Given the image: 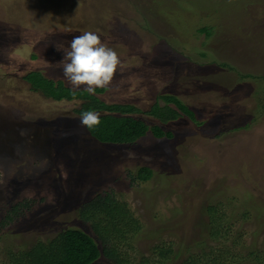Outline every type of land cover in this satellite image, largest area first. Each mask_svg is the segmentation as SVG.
<instances>
[{
  "label": "rangeland",
  "instance_id": "obj_1",
  "mask_svg": "<svg viewBox=\"0 0 264 264\" xmlns=\"http://www.w3.org/2000/svg\"><path fill=\"white\" fill-rule=\"evenodd\" d=\"M85 31L126 65L96 96L140 109L148 129L135 143L99 142L80 123L81 101L53 100L23 78L39 71L74 90L58 47ZM168 93L196 122L146 114ZM108 192L140 221L132 259L162 244L173 264H264V0H0V264L10 249L89 228L79 205ZM208 205L220 238L204 226Z\"/></svg>",
  "mask_w": 264,
  "mask_h": 264
},
{
  "label": "trees",
  "instance_id": "obj_2",
  "mask_svg": "<svg viewBox=\"0 0 264 264\" xmlns=\"http://www.w3.org/2000/svg\"><path fill=\"white\" fill-rule=\"evenodd\" d=\"M200 29L207 35L211 33L207 26ZM23 78L30 84L32 90L39 91L53 100L81 101L80 108L76 109L80 116L84 111L99 112L101 123L87 129L90 135L101 143L131 144L146 135L147 122L134 116L140 112L138 107L133 104L106 103L96 96L106 88H97L95 95L89 94L85 89L68 90L60 81L47 78L39 71H30ZM158 98H161L164 104L160 105L157 99L146 114L158 119L161 124L174 122L181 114L196 122L195 111L176 94H161ZM157 124L153 127L154 130L156 127L159 128ZM154 130L156 138L163 137L160 130ZM165 134L168 138L173 137L170 130ZM152 173L150 167L143 166L137 170L136 175L139 180L146 181L151 178ZM79 206V217L89 223L88 230L78 226H67L48 242L36 240L28 247L23 244L15 250L10 249L9 264H173L171 255L173 254V258L175 252L162 244H156L151 248L152 256L131 258L129 252L133 250L130 245L131 239L139 235L141 224L127 205L118 201L113 193L96 195L86 202H81ZM206 208L211 213L209 224L204 225L207 227V234L214 239L220 238L223 230L220 219L215 216L216 207L208 205ZM12 210V214H17L18 210ZM123 245L128 250L123 249ZM250 255L257 258L254 250L250 251ZM197 258L198 256L194 258L193 255L183 260L182 264H194Z\"/></svg>",
  "mask_w": 264,
  "mask_h": 264
},
{
  "label": "clouds",
  "instance_id": "obj_3",
  "mask_svg": "<svg viewBox=\"0 0 264 264\" xmlns=\"http://www.w3.org/2000/svg\"><path fill=\"white\" fill-rule=\"evenodd\" d=\"M58 49L64 51V57L58 63L64 78L74 90L84 86L92 95H95L97 88H108L117 70L123 72L126 67L119 54L103 42L96 32L85 31L72 38L70 47L65 49L61 46ZM129 81L135 83L134 78H129ZM80 123L92 129L101 123L100 113L94 110L84 111Z\"/></svg>",
  "mask_w": 264,
  "mask_h": 264
}]
</instances>
